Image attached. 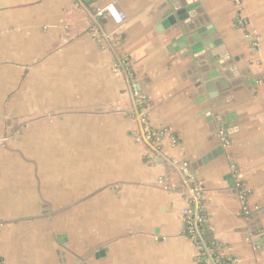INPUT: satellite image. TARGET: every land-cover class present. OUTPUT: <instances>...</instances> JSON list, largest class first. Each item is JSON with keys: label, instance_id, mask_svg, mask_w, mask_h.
I'll return each mask as SVG.
<instances>
[{"label": "crops", "instance_id": "crops-1", "mask_svg": "<svg viewBox=\"0 0 264 264\" xmlns=\"http://www.w3.org/2000/svg\"><path fill=\"white\" fill-rule=\"evenodd\" d=\"M82 2L0 0V262L201 264L181 216L189 174L223 256L264 264V0H196L221 41L210 81L191 41L169 51L183 36L179 25L162 31L174 3ZM106 5L124 17L97 20L120 35L115 49L91 21ZM116 54L146 100L147 127L166 131L156 163ZM209 82L227 88L203 99Z\"/></svg>", "mask_w": 264, "mask_h": 264}, {"label": "built area", "instance_id": "built-area-1", "mask_svg": "<svg viewBox=\"0 0 264 264\" xmlns=\"http://www.w3.org/2000/svg\"><path fill=\"white\" fill-rule=\"evenodd\" d=\"M78 5L83 6L82 0H75ZM94 14L91 15V21L96 26V35L102 42L109 46L110 49L119 45L121 37L119 34L110 35L105 33L98 19H110L114 24L120 25L123 22V15L116 10L113 5H106L102 8H96ZM238 25H243L240 20ZM129 61L118 54L115 55L114 71L120 73L125 78L127 89L131 95L132 106L128 111L139 126V137L146 145L150 154L151 163H156L157 159H165L164 152L160 149L161 137L166 133L165 130L155 131L147 127L146 100L139 93L138 85L134 75L130 70ZM183 195L186 198V206L181 211V216L184 221L185 235L194 244L199 253L201 264H238L231 258L223 256V247L216 243L212 234L209 232L204 213L203 194L199 185L191 175H187L183 179L182 187L180 186ZM244 194L241 195L243 200ZM0 264H2L0 262Z\"/></svg>", "mask_w": 264, "mask_h": 264}, {"label": "water", "instance_id": "water-1", "mask_svg": "<svg viewBox=\"0 0 264 264\" xmlns=\"http://www.w3.org/2000/svg\"><path fill=\"white\" fill-rule=\"evenodd\" d=\"M169 1L171 3H174V6L172 7L174 12L171 14L170 12H167V15L164 16L162 31L167 30L170 27H176V25H179V27H181V30L179 28V31L181 32V35H183L179 40L176 41V45L173 47V49L169 48V51L173 53L174 50L178 48L183 49L185 45L191 41V50L192 52H194L196 58L195 66L200 69L203 67H208L210 73L205 75V77L209 81L210 79L217 78L219 74L217 73L218 65L216 63L220 61L218 47L221 45V41L219 39L212 40V37L215 36V30L212 28V26H203L205 21L204 18H201V16L203 15V10L200 8V5L196 2V0ZM189 17L191 18L194 30H190V28L184 26V23L189 21ZM197 17L198 19H196ZM201 24L202 26H200ZM239 83L240 81L232 82L230 84L231 88L236 89L237 87H239ZM226 88L227 84L225 82H221L220 84L218 82H209L203 87L201 86V89L205 91L206 96L203 97V99L207 98L209 100H213L217 97V91H224L226 90ZM217 122L222 124L224 121L222 120V122H220V120H217ZM210 158L211 155H208L203 158V160L198 161L196 164H193V170H196L197 166H200L201 163H205L207 159Z\"/></svg>", "mask_w": 264, "mask_h": 264}]
</instances>
